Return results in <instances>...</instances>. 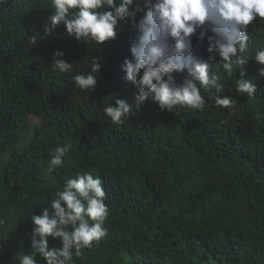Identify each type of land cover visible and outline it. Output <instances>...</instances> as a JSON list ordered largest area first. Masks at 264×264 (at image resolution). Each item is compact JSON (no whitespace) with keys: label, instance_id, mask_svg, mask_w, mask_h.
I'll list each match as a JSON object with an SVG mask.
<instances>
[{"label":"trees","instance_id":"trees-1","mask_svg":"<svg viewBox=\"0 0 264 264\" xmlns=\"http://www.w3.org/2000/svg\"><path fill=\"white\" fill-rule=\"evenodd\" d=\"M0 162V264H264V0H0Z\"/></svg>","mask_w":264,"mask_h":264},{"label":"rangeland","instance_id":"rangeland-1","mask_svg":"<svg viewBox=\"0 0 264 264\" xmlns=\"http://www.w3.org/2000/svg\"><path fill=\"white\" fill-rule=\"evenodd\" d=\"M34 122H36V118H34ZM21 148V147H20ZM1 163V162H0Z\"/></svg>","mask_w":264,"mask_h":264}]
</instances>
